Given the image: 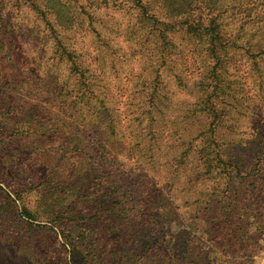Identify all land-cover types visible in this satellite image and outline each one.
<instances>
[{"label":"rangeland","instance_id":"1","mask_svg":"<svg viewBox=\"0 0 264 264\" xmlns=\"http://www.w3.org/2000/svg\"><path fill=\"white\" fill-rule=\"evenodd\" d=\"M0 14L16 35V51L27 50L34 61L45 56L44 62L53 50L41 18L46 14L64 46L81 54L88 80L102 85L94 87L92 102H103L98 114L90 106L66 109L47 82L41 92L13 93L21 106H33V115L29 128H11L0 137V186L16 192L10 204L0 190V264H264V60L257 61V74L246 54L228 53L227 93L238 97L237 109L245 113H226L223 124L232 132L221 129L214 137L241 160V171L228 177L224 157L198 159L200 139L217 118L189 128L191 137L203 136L193 139L188 158L182 155L188 144L177 134L199 100L173 72L192 87L210 61L204 51L174 37V71L160 68L156 86L163 120L146 125L153 97L144 73L152 53V63L165 58L157 44L141 41L144 29L128 4L0 0ZM109 61L113 65L104 64ZM4 66L0 51V79ZM54 119L68 127L53 128ZM50 183L60 192L44 206L42 188ZM222 202L236 204L229 220ZM184 241L192 254L187 260L181 258Z\"/></svg>","mask_w":264,"mask_h":264},{"label":"trees","instance_id":"2","mask_svg":"<svg viewBox=\"0 0 264 264\" xmlns=\"http://www.w3.org/2000/svg\"><path fill=\"white\" fill-rule=\"evenodd\" d=\"M115 1L121 6L128 4L129 8L134 10L135 14H138L139 23L141 24L140 29H144L143 40L139 39L144 42L157 44L156 52L162 53V58H165L160 64L152 63V60L157 59L155 53H152L149 59L151 63L147 64V69L149 68V70L144 73L143 80L149 81L148 84L151 83L152 85L149 97H153V100H151L153 110L149 120L147 118L146 125L163 120L164 115L160 113H163L164 110H161L159 106L163 95L159 93L156 86L157 84L161 85L162 82L159 79L162 77L160 68L166 66L168 71H174L175 67L169 64L171 62L169 56L172 52H175L173 49L177 48L174 43V37L177 36L182 41L195 45L198 49L204 51L205 60H210L203 65L201 80L197 81L192 87L186 86L184 81L181 80V72L180 74L176 71L173 72L179 83L187 87V92L193 93L196 100H199L197 106L195 105L183 116V124L181 126L183 134H179L180 128L177 133L180 142L184 140L188 144L182 155L184 158H188L193 139L205 135V139L203 137L200 139L203 147L200 148L199 146L198 148V159L208 160L213 155L222 156L230 164L227 166L228 177H231L232 173L238 174L242 167L240 158H235L231 153L226 152L230 146L221 148V145L218 144L214 137L219 139L222 135L221 129L225 135L232 132L230 125L223 124L226 113L231 111L234 114L245 115L241 109H237L240 108L238 97L227 93L231 88V82L227 77H229V68L232 67L230 65L228 68L231 62V56L228 53L240 52L246 54L248 59L257 67V61L264 60V0ZM157 14L163 16L161 17ZM41 15L44 23L50 28L48 37L53 42V50L45 62L43 60L45 56L42 57L41 61H34L33 57L26 55L25 52L27 50L16 51L19 45L16 42V35L11 32V25L7 18L0 14V51L2 60L5 63L4 75L0 79V137L11 128L18 126L30 127L29 121L32 119L33 106H21L15 101L13 93L41 92L42 82H47L52 87V93L61 100V105L65 106L66 109H75L78 106L80 109L83 106H90L89 109L98 114L100 111L99 106H103L101 101H99V105H95L92 102L93 98L91 96L96 98L95 91L97 88L94 87L102 85L99 82L91 83L90 79L88 80V75L86 74L88 70L83 66L80 58L81 54L72 48H66L60 34L56 32L46 14ZM39 52L38 49L37 56L40 55ZM106 63L113 65L112 61L104 62V64ZM255 71L258 74L260 72L259 67ZM184 86L182 87L183 89ZM260 88H263V86H260ZM141 92L142 90H140ZM228 97H231V102L227 101ZM203 101H206L207 105L202 104ZM221 103L230 104L232 107L230 110H226V107L220 106ZM248 108L250 107L243 108V110ZM252 108L255 109V106ZM59 112L61 111L59 110ZM68 115L69 118L73 117L72 114ZM203 118L205 120L217 118L214 128L211 129L210 133L208 129H205L203 135L191 137L189 128L194 123L198 125ZM139 123H142V121ZM66 126L68 127V122L53 120V128L65 130ZM151 131V137H155L156 131L154 129ZM204 148H206V151L203 152ZM49 177H51V174H48ZM42 189V204L44 206L46 204L49 205L52 194L60 192L59 188H56L53 183ZM0 190L4 193L6 199L10 201V204L15 203L11 195L16 192L8 187L4 189L1 186ZM0 196H2L1 193ZM225 198L238 201V197L233 198L230 195H226ZM50 205L52 210L55 204ZM231 205L236 204L225 206V203H223L220 206L228 209L226 211L227 214H225V217L228 216V220L229 217H232L235 210ZM23 213L26 217L29 216L25 208ZM183 245H185L183 250L185 255L181 256V258L187 260L192 255L191 250L188 248L186 241L183 242Z\"/></svg>","mask_w":264,"mask_h":264}]
</instances>
